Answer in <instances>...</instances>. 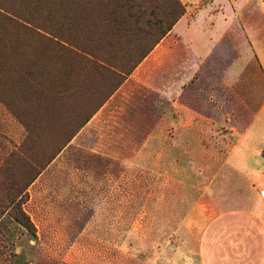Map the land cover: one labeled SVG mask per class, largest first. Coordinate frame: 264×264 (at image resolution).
I'll return each instance as SVG.
<instances>
[{
  "label": "rangeland",
  "instance_id": "1",
  "mask_svg": "<svg viewBox=\"0 0 264 264\" xmlns=\"http://www.w3.org/2000/svg\"><path fill=\"white\" fill-rule=\"evenodd\" d=\"M147 1L159 8L172 0ZM179 1L187 21L196 17L200 26L206 14L198 9L212 0ZM229 2L232 13L225 0H216L214 11L224 9L233 30H246L264 44V0ZM27 3L0 0V7L40 27L59 23L54 8L49 13L43 3ZM87 5V11L74 8L70 15L110 18L112 6L104 0ZM36 39L0 25V168L18 167L9 155L22 149L29 129L41 136L29 143L28 153L48 156L100 98L103 103L28 187L22 209L35 236L8 210L0 218V264H264V117L255 123L221 90V110L213 112L216 132L204 119L200 134L176 133L177 123L172 126L166 116L162 47L129 75L107 80L99 97L89 82L87 94L59 87L68 99L52 97L39 107L38 93L19 78L56 85L61 71ZM118 39L108 52L123 70L152 42L134 34ZM253 75L248 67L243 79ZM203 78L210 80L211 71L204 70ZM187 98L203 115L212 114L203 96ZM254 124L259 132L242 137ZM12 184L22 181L12 172L0 174L1 199Z\"/></svg>",
  "mask_w": 264,
  "mask_h": 264
},
{
  "label": "trees",
  "instance_id": "2",
  "mask_svg": "<svg viewBox=\"0 0 264 264\" xmlns=\"http://www.w3.org/2000/svg\"><path fill=\"white\" fill-rule=\"evenodd\" d=\"M90 0H20L24 4L37 6L43 3V6L51 12L55 9V20L58 18L57 24L53 21H47L51 28H44L33 23L32 20L18 13L8 12L0 7V25L8 28L13 32L23 33V35L35 36L36 44L39 47L45 48V57H51L52 61L60 63V79L56 83L40 84L34 77L19 79L32 87V91L38 93V106L44 103H49L53 98L58 97V100L64 101L68 99L65 90L70 92L85 91L89 87V82L95 92V96H101L102 91L99 87H105L107 80L117 81L121 76L129 75L133 69L153 50V48L172 30L173 26L181 19L185 13V7L179 0L165 1L159 8H149L147 0H104L112 6L110 18L105 20L100 17L99 20L90 21L84 14L70 15L72 9L83 8L87 11V4ZM103 2V0H98ZM71 5V6H70ZM69 7V8H68ZM98 7L96 6V9ZM4 12V13H2ZM6 13V14H5ZM8 14V15H7ZM113 16V18H112ZM113 22V25H112ZM31 27V28H30ZM31 29H34L31 32ZM130 34L139 36L140 39L151 37L152 42L136 60L132 67L121 68L118 63L112 59L110 54L114 40L118 41L123 36L128 37ZM20 35L19 37H21ZM21 37L19 39H24ZM108 49L110 51L108 52ZM43 55V54H42ZM44 56V55H43ZM4 66L0 62V68ZM127 68V69H126ZM28 76L33 73L28 71ZM41 73V72H39ZM120 75V76H119ZM63 77V78H62ZM120 77V78H121ZM120 84L121 81L116 82ZM72 86L73 89L71 88ZM49 87V88H47ZM59 87L64 91L60 92ZM50 89H58L54 92ZM36 90V91H34ZM102 90V89H100ZM31 91V92H32ZM109 92L106 96H109ZM53 97V98H52ZM105 100V99H104ZM93 101V100H92ZM95 101V100H94ZM103 101L97 102L93 111L86 117L80 120L76 129L71 131L66 140L54 149L48 156L36 158L30 155L29 143L34 142L36 137H40L41 133L35 134L29 129L28 138L24 142L23 147L17 153L9 155V162L13 165H18L16 169L8 166L0 168V174L3 172H12L16 174L22 181V184H12L10 192L6 195V205H0L5 210L0 211V218L8 210V215L30 235L35 236V228L31 223L28 215L23 211L22 205L28 200L27 189L39 176L42 170L55 158L62 148L70 141L77 131L87 123L93 113L102 105ZM14 111H17L14 109ZM9 165V164H8ZM11 168V169H10ZM1 203V201H0Z\"/></svg>",
  "mask_w": 264,
  "mask_h": 264
},
{
  "label": "crops",
  "instance_id": "3",
  "mask_svg": "<svg viewBox=\"0 0 264 264\" xmlns=\"http://www.w3.org/2000/svg\"><path fill=\"white\" fill-rule=\"evenodd\" d=\"M225 1L231 8L229 0ZM215 6L219 7L216 0H212L198 9L197 14H206L200 26L196 17L188 22L186 15L183 16L148 56L154 58L163 48L166 116L172 126L178 124H174L179 127L175 132L181 135L200 134L205 127L204 119L211 132L217 131L218 122L213 112L221 110L216 97L221 90L231 97L234 108L240 105L255 123L264 117V44L246 30H233L232 18L224 9L215 12ZM248 67L252 68L253 78L243 79ZM204 70L212 73L208 81L203 78ZM188 93L203 96L212 114L203 115L201 109L194 108L187 98ZM230 115L232 113L225 114L224 118L229 120ZM254 125L245 127L241 136L252 130L259 132L260 127Z\"/></svg>",
  "mask_w": 264,
  "mask_h": 264
},
{
  "label": "built area",
  "instance_id": "4",
  "mask_svg": "<svg viewBox=\"0 0 264 264\" xmlns=\"http://www.w3.org/2000/svg\"><path fill=\"white\" fill-rule=\"evenodd\" d=\"M260 195H261L262 197H264V186L262 187V189H261V191H260Z\"/></svg>",
  "mask_w": 264,
  "mask_h": 264
}]
</instances>
